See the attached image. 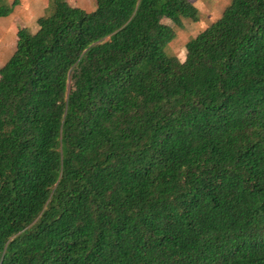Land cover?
Wrapping results in <instances>:
<instances>
[{
    "label": "trees",
    "instance_id": "obj_1",
    "mask_svg": "<svg viewBox=\"0 0 264 264\" xmlns=\"http://www.w3.org/2000/svg\"><path fill=\"white\" fill-rule=\"evenodd\" d=\"M18 0H0V18ZM46 0L0 66V264H264V0Z\"/></svg>",
    "mask_w": 264,
    "mask_h": 264
},
{
    "label": "rangeland",
    "instance_id": "obj_2",
    "mask_svg": "<svg viewBox=\"0 0 264 264\" xmlns=\"http://www.w3.org/2000/svg\"><path fill=\"white\" fill-rule=\"evenodd\" d=\"M69 4L76 5L85 11L92 9V0H66ZM230 0H189L191 5L198 12V20L191 22L183 20L181 27H174L170 22L165 21L168 29L172 32L171 40L165 46V53L174 56L178 61H182L184 57V44L193 38L199 31H201L209 23L218 18L222 9L229 3ZM28 2V1H27ZM23 3V4H22ZM20 3L22 7L12 8L11 12L14 20L15 29L9 34L10 39H4L2 45L0 39V65L10 55L14 47L15 32L19 28H26L29 32H33L36 28L35 19L42 15L45 11L46 0H42L39 6L26 8L25 2ZM22 4V5H21ZM2 18H0V21ZM12 23V22H11ZM13 25V24H11Z\"/></svg>",
    "mask_w": 264,
    "mask_h": 264
},
{
    "label": "crops",
    "instance_id": "obj_3",
    "mask_svg": "<svg viewBox=\"0 0 264 264\" xmlns=\"http://www.w3.org/2000/svg\"><path fill=\"white\" fill-rule=\"evenodd\" d=\"M9 1H11V0H9ZM41 1L42 0H26V3L24 4V7L30 8V7H35L36 5L39 6ZM22 2H25V0H18L17 7H22V6H20V3H22ZM13 12L14 11H12L8 16L2 18V20L0 21V39H1L2 45H4V42H5L6 39H10L9 34L12 33V31L15 29L14 28L15 27L14 20H13V17H12V13ZM86 12H88V11H86ZM11 24H13V25H11ZM8 57L3 61V63L0 66H2L4 64V62L8 59Z\"/></svg>",
    "mask_w": 264,
    "mask_h": 264
}]
</instances>
